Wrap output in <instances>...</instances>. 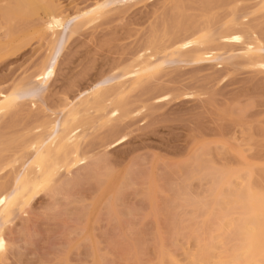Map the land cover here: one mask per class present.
Here are the masks:
<instances>
[{
  "label": "rangeland",
  "instance_id": "obj_1",
  "mask_svg": "<svg viewBox=\"0 0 264 264\" xmlns=\"http://www.w3.org/2000/svg\"><path fill=\"white\" fill-rule=\"evenodd\" d=\"M35 1L39 7L30 12L17 0H0V93L16 86L14 96L21 99L0 112V163L18 159L0 169V194L13 190L36 155L28 142L72 103L83 111L78 99L87 90L115 87V74L135 66L132 59L151 46L153 35L158 47L151 50L163 67L125 93L121 115L101 120L111 106L102 112L86 107L77 120L85 133L79 144L84 160L61 170L52 191L37 192L0 226L6 247L0 264H185L199 250L201 235L216 245L208 264L218 260L223 239L210 224L220 212L205 221V208L195 207L210 199L213 173L199 175L197 161L200 154L218 166L253 167L252 180L264 187V66L251 62L253 55L264 57L260 0H107L108 12L88 23L70 18L105 0ZM233 17L243 23L238 29L253 28L244 36L259 38V50L245 52L232 38L217 41L215 33ZM204 26L215 37L206 47L221 46L217 59L163 57L178 27L189 28L178 37L186 42ZM50 57L56 61L50 79L33 80ZM120 81L128 84V76Z\"/></svg>",
  "mask_w": 264,
  "mask_h": 264
},
{
  "label": "bare ground",
  "instance_id": "obj_2",
  "mask_svg": "<svg viewBox=\"0 0 264 264\" xmlns=\"http://www.w3.org/2000/svg\"><path fill=\"white\" fill-rule=\"evenodd\" d=\"M117 1L120 2L123 0H117ZM17 2H18L17 3L18 8L19 6L20 8L21 6H23L27 8V11L30 9V12L31 10L32 11L34 10L35 12L36 9L39 7V5H37L39 4V2L35 0H17ZM106 2L109 3V1L107 0L103 1L100 4H98V2L96 1L90 7L82 9V10H78L75 16H73V18H70V19L75 18L74 20L77 19L78 22H84V23L95 21L101 16L103 17L104 14L108 12V10L106 9L108 4ZM177 2L175 1L176 4ZM41 3L43 5V2ZM48 3L46 4L49 5L50 7V4L52 2H48ZM111 3H115L114 0L113 2L111 0ZM46 4L44 3L45 8H48ZM42 5H40V7H42L43 9L44 5L43 6ZM256 8L258 10L259 9L264 10V0H260V2L257 3ZM54 10H52L53 12H51L50 10V12H47V13H50L53 15ZM234 19L235 18L233 17V19H229L227 22H225V24L221 25V27L223 26L224 28L223 27L222 29L219 28L221 31L215 33L217 34V37H216L217 41L220 42L221 39H223L224 37L232 38L234 41H238L242 43L243 50H245V52L253 53L255 50H259L262 46V42L259 38H257L256 40H249V39L246 40L244 36V33L247 32L248 30H251L252 33H254V31L252 30L253 28H251L250 25L249 27L247 26L249 29L247 27H244L248 29L247 31L245 30L244 32L243 30H240L237 28V27H242L243 23H241V20L237 21L238 19H235V20ZM68 20L69 18H67V21ZM185 24L186 23H184L183 25ZM77 25L78 23L75 25V27H77ZM234 26L236 28H234ZM183 27H186V26H183ZM183 27H178L180 29L177 28V30H175L177 32H173L172 34H170L171 36L169 35V40L168 42H166V45L168 44V46L166 48L164 47L165 51L164 50L161 51L164 54L163 57L166 55L170 56L171 54H173L172 56L174 55L179 56V57L185 56L187 61L189 62H198V61L205 60V59H217L216 57L217 52L221 49L220 48L221 46L220 47L217 46L214 48L206 47L207 45L209 46V44L213 43L214 42L213 40H215L214 39L215 37L212 36L213 34L211 33V31L207 29V27L204 26L205 28L203 27L198 34L192 35L190 39L187 40L186 42H184V39L181 40L178 38L182 31L189 30V28H183ZM41 28L44 29L45 26H41ZM74 30L75 29L73 28L71 30V33ZM152 33H155V35L157 34L156 31H152ZM156 36L153 35L154 40L152 41L151 39H149L151 41L150 42L151 46H147L148 48H146L144 51H141L142 53L139 52L140 54L138 53V55L134 59H132V62L136 64H134L135 66L129 65V67L130 66L131 67L134 66V67L128 68V66L125 65V67H122L121 72L119 71L120 73L117 72L118 75L115 74L116 76L113 77V79L115 78V80L117 81L115 84V87L107 88V86L105 87L104 85H103L104 87L103 86L99 87L98 85H96L90 90H87L86 94H84V96L81 95L80 96L81 98L79 97L80 99H78L80 101L78 103H80V105L82 104L83 109L85 107L83 111H80L82 108L81 109L79 108L81 106H79V104L76 103L77 101L74 102L77 105H74V103H72L71 107L69 106L68 111L62 116V118L58 120L56 119L57 123L55 121L54 123L48 124L49 129L47 127L48 130L45 131L46 133H43V135L37 136L34 138V140L32 139L30 140V142H28L27 146L31 147L32 149L34 148L36 151V155L30 161H27L24 167L23 174L15 179L14 184H13L14 185L13 190L5 194H0V217H1L0 226L3 223L11 219L17 207H21L22 209L24 205H27L28 202L32 199V197L37 192L45 191V190L52 191L53 188H55L56 186L55 182L57 180H55V178L57 177L58 173L61 170H64V169L66 170L69 167L75 166L84 160V156L80 153L79 144L85 138L84 136L85 133L84 131H82L84 130V128L81 129V126H82L81 123H77L78 118L81 115H83L82 112H87L90 108L94 109V110L90 109V111L102 112L106 106H111L112 108H110V112L108 111L109 113L106 114L107 117L106 116L103 117L101 115L102 117L101 120H109L112 117L121 115V113L124 112L123 97L124 95L128 93V90L130 88H132L133 90L135 87L139 86L140 82L143 81L142 80L143 78L150 77V75H154L153 73L155 74L157 73V70H159V68H161L160 66H162L161 65L162 63L160 61V59L162 58L160 59L158 58L157 60L156 59L157 57H155L156 54L152 52L151 50V49H154V47L155 48L158 47V46L156 47L157 41H158V40L157 41L155 40ZM149 38H152V36L151 37L149 36ZM54 43L55 42H53V44ZM51 46L53 48V45ZM58 50L57 51L55 50L56 52L54 51L55 55L58 52ZM51 59L52 58L50 57L49 59L50 61H47L46 64H43L41 68H39L40 70L34 76L33 80L42 81V83L43 82L45 83L50 79V77L52 76L54 72V67H55V62H56V61H53V59L52 60ZM251 62L254 66H264V57L260 55H253V57L251 58ZM126 76H128L129 83L121 84L120 83L121 78L126 77ZM18 89L19 87L15 86V88L13 87L12 90L10 91L8 90L9 91L8 93H3V92L0 93V112L1 113L2 112L5 113L7 112V110H11L15 106H17V103H19L20 98H17V96L15 97L14 93ZM15 95L17 94L15 93ZM82 96L84 97L83 99H82ZM90 97L93 99H90ZM14 98H17L18 101H16ZM96 98H99V99L96 100ZM103 103H105V105ZM86 107H90V108L88 109ZM99 123H101V121ZM201 154L204 155L205 153L202 152ZM14 156L12 158L13 160H9L5 164L0 163V169L3 166H12L13 165L12 162H14L15 160L18 161V159H16L17 157L14 158ZM241 165H238V167L235 166L234 168H232L231 166L227 167V165L218 166V165H214V163L212 164L210 162L206 163V159H204V157H202L200 154L198 157V161H197L198 167L197 168L200 169V170L197 169L198 174L202 175V177L203 175H205L206 177V174L204 173L202 174V172H206V173L209 172L207 173V175L213 173L212 174L213 176L210 175L209 178L206 177L209 180L212 177L213 181L212 182L210 181L212 183L211 184L212 189H210V191L212 190L211 194L208 193L210 196V199H207L205 197L204 198L206 199L205 201L201 200L202 201L201 203L203 205L198 204L200 203L199 201L197 202V204L200 205V207H198L197 204H195V207L197 209L201 208L199 210H202L205 208V212H204L206 213V215L204 214L205 221L209 220L210 217L212 216L214 217L215 215H217L216 209L217 211L220 212V215L216 216L218 219L216 217L213 219V220H216V219L218 220V222H215L216 223L215 228H214L215 223H212L213 225L210 224V226H212L211 229H213V231L215 229V230H218L216 232L221 233V235L219 236H222L220 238L223 239L222 248L224 249H221L222 250V251L220 250L221 252L218 251V253L220 252L218 254L219 256L217 255L218 260H215V262L212 261V264H264V187H261V185L260 186L257 185V182L252 180L254 179L253 174H255L253 167H250V166L246 167L247 165L245 164H244L245 166L243 164ZM32 168L35 169L34 172ZM262 176H263V173H262ZM238 178L239 179L241 178L240 180H242V185H240L239 187L237 186V189H236L235 184L238 185L239 183H235V181H237L236 179ZM224 187L226 188L228 187L227 188L228 192L227 191L224 192ZM233 187H235V189H233ZM226 192L227 194H225ZM222 197L226 199L224 200ZM221 198H222V201L224 200L223 202L220 200ZM184 201L186 202V200ZM184 201H182V203ZM188 201L186 203H189ZM191 202L193 201L190 199V203ZM228 203L229 205H227ZM221 204H224L225 207L223 208L224 205L221 206ZM225 208L226 210L224 211L223 209ZM197 209H196V213L200 212ZM207 227L209 228V226ZM202 232H204V228ZM204 234L206 233L204 232ZM199 236H200V233L199 235H197V239ZM204 236L201 235L200 237L204 239L201 240L200 238V240H198L200 242V245H198L199 243H197L196 245V247H198L199 250L197 249L198 251L195 254V256L192 257L191 255L192 259L187 260L185 264H208L209 261L212 259V258L209 259L210 258L209 256H211V253H213L212 251L216 247V245L211 240L210 242L208 238ZM213 237L215 239L216 236H213ZM213 237L210 239L213 240ZM197 239H194V240H197ZM231 242H233L232 243L233 245L230 244ZM212 243H213V247H211ZM222 244H219V245L221 246ZM229 244L231 245L230 248H229ZM225 245H228L227 246L228 248ZM5 250H6V247H4L3 245L2 237L0 233V258L3 256ZM163 259L164 258L162 257V260Z\"/></svg>",
  "mask_w": 264,
  "mask_h": 264
}]
</instances>
